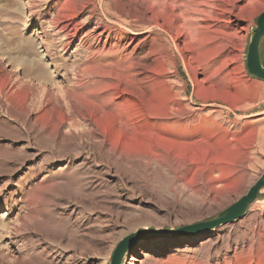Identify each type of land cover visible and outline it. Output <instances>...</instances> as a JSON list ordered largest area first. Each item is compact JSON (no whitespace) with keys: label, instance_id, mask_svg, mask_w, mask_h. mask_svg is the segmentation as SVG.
<instances>
[{"label":"rangeland","instance_id":"1","mask_svg":"<svg viewBox=\"0 0 264 264\" xmlns=\"http://www.w3.org/2000/svg\"><path fill=\"white\" fill-rule=\"evenodd\" d=\"M31 1L0 0V264H110L129 235L212 220L264 174L246 68L264 0ZM159 237L181 250L147 264H264V190L242 219L141 240L122 264Z\"/></svg>","mask_w":264,"mask_h":264},{"label":"water","instance_id":"2","mask_svg":"<svg viewBox=\"0 0 264 264\" xmlns=\"http://www.w3.org/2000/svg\"><path fill=\"white\" fill-rule=\"evenodd\" d=\"M264 43V12L258 17L256 28L250 35L248 51L246 55V68L248 73L258 79L264 81V64L262 61V46ZM264 190V174L249 189L246 195L237 202L219 213L212 220L201 222L198 224L185 226L173 230H156L141 229L134 234L124 238L113 252L110 264H122L125 255L139 241H148L150 238L158 235L190 236L201 234L207 231L216 230L222 226L234 223L244 217L248 208L258 199Z\"/></svg>","mask_w":264,"mask_h":264},{"label":"bare ground","instance_id":"3","mask_svg":"<svg viewBox=\"0 0 264 264\" xmlns=\"http://www.w3.org/2000/svg\"><path fill=\"white\" fill-rule=\"evenodd\" d=\"M35 3H36V0L31 1L29 4H35ZM144 12L146 14L145 10H144ZM134 41H135V38H130V43L134 42ZM138 45L139 44H137L136 47H138ZM145 72L147 73V70H145ZM152 238H154V237H152ZM197 240H200V238H198L196 236L193 238V240L191 241L190 244L193 245L194 242H196ZM183 241L184 240L170 239V238H166V237H159V238L153 239L150 241L149 244H145V245L138 247L137 251L130 256V260H129L128 264H147L149 262V259L151 258V254L154 253L156 251V248L158 247V246H156V244L165 247V249L166 248L167 249L168 248H176V250H174V252H179L181 250L179 248L182 247Z\"/></svg>","mask_w":264,"mask_h":264},{"label":"crops","instance_id":"4","mask_svg":"<svg viewBox=\"0 0 264 264\" xmlns=\"http://www.w3.org/2000/svg\"><path fill=\"white\" fill-rule=\"evenodd\" d=\"M260 81H262V80H260ZM264 81H262V82H260V83H263Z\"/></svg>","mask_w":264,"mask_h":264}]
</instances>
